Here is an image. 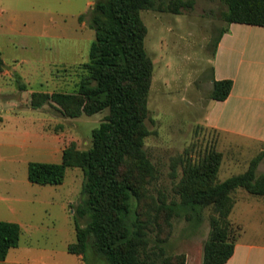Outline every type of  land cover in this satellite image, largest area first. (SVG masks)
<instances>
[{
	"label": "rangeland",
	"instance_id": "rangeland-1",
	"mask_svg": "<svg viewBox=\"0 0 264 264\" xmlns=\"http://www.w3.org/2000/svg\"><path fill=\"white\" fill-rule=\"evenodd\" d=\"M96 1L0 0L4 61L0 71V220L23 227L20 246L11 250L10 262L108 264L93 257L92 251L85 259L68 252V245L76 241L75 222L81 226L87 223V218L77 213L86 204L82 169L67 167L65 179L58 185L28 179L29 162H59L63 150L73 142L81 150L89 148L92 131L109 113L105 109L69 117L52 103L31 107L34 92L76 91L83 73L80 67L88 61L95 38L89 17ZM194 1L192 8H182L181 13L161 8L141 11L147 27L145 45L154 64L146 119L150 134L144 148L158 178L150 193L175 202H180V197L174 187L187 163L201 161L212 149L221 151L218 176L222 181L245 172L260 152L258 143L224 136L207 123L210 102L216 103L209 98L215 41L229 24L220 17L223 0ZM159 4L160 0L156 6ZM262 66L257 65L256 70L264 71ZM20 82L25 84L24 90L19 88ZM233 196L232 234L264 238V206L255 202L264 196L243 188L236 189ZM202 213L197 225L185 217L173 219V232L165 245L168 252L186 253L195 264L202 263L214 210L209 207Z\"/></svg>",
	"mask_w": 264,
	"mask_h": 264
},
{
	"label": "trees",
	"instance_id": "trees-1",
	"mask_svg": "<svg viewBox=\"0 0 264 264\" xmlns=\"http://www.w3.org/2000/svg\"><path fill=\"white\" fill-rule=\"evenodd\" d=\"M97 0L89 21L95 38L89 59L74 92H34L31 107L52 103L62 114L79 117L109 110L103 122L92 131L89 148L81 150L71 143L63 150L60 162L31 161L28 179L38 184H62L67 167H79L84 173L82 192L86 204L77 213L87 218L85 226L75 222L76 241L68 252L83 259L89 251L108 264H187L186 253L168 252L175 217L200 224L202 211L213 208L210 232L203 244L202 264H225L233 255L236 240L230 214L235 205L233 192L243 188L264 195V173H257L264 149L252 158L248 169L219 180L223 153L212 149L201 161L187 163L174 187L180 202L165 195H151L158 170L144 148L150 134L146 123L148 99L154 64L145 38L147 27L141 11L161 8L181 13L192 8L194 0ZM220 12L227 24L245 23L264 26V0H223ZM83 20L84 16L80 17ZM215 41L214 54L223 34ZM4 61L0 52V71ZM214 72V68H213ZM20 81V80H19ZM209 98L223 101L233 88L230 78L215 79ZM24 90L25 84L20 82ZM21 225L0 220V260L19 245ZM102 260V259H101Z\"/></svg>",
	"mask_w": 264,
	"mask_h": 264
},
{
	"label": "crops",
	"instance_id": "crops-1",
	"mask_svg": "<svg viewBox=\"0 0 264 264\" xmlns=\"http://www.w3.org/2000/svg\"><path fill=\"white\" fill-rule=\"evenodd\" d=\"M263 55L264 26L235 22L229 25V30L219 41L213 68L215 79L230 78L234 82L233 88L227 99L210 102L206 118L207 123L224 136L254 141L260 145V151L264 149V71L258 72L256 66L263 65L261 69H264V58L260 57ZM236 148L239 150L241 146ZM257 172L264 173V158ZM255 202L264 206V197ZM21 228L23 232L22 225ZM243 236L246 237L242 233L238 236L234 253L225 264H264V238ZM19 246L20 242L11 250ZM11 250L0 264L20 263L9 261ZM187 264H195L189 256Z\"/></svg>",
	"mask_w": 264,
	"mask_h": 264
}]
</instances>
